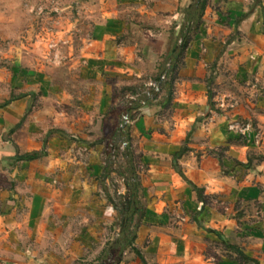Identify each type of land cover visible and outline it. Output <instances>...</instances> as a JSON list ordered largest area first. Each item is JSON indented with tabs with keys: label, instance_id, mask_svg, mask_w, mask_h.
Segmentation results:
<instances>
[{
	"label": "crops",
	"instance_id": "0c3cea01",
	"mask_svg": "<svg viewBox=\"0 0 264 264\" xmlns=\"http://www.w3.org/2000/svg\"><path fill=\"white\" fill-rule=\"evenodd\" d=\"M198 1L74 0L66 73L0 61V264H264V0Z\"/></svg>",
	"mask_w": 264,
	"mask_h": 264
},
{
	"label": "rangeland",
	"instance_id": "374dc122",
	"mask_svg": "<svg viewBox=\"0 0 264 264\" xmlns=\"http://www.w3.org/2000/svg\"><path fill=\"white\" fill-rule=\"evenodd\" d=\"M76 8L74 0H0V61L16 59L31 50L45 65L66 73L69 68L59 63L58 43L61 42L57 33H65L70 26L65 22L69 23L72 16L78 17ZM61 12H68V20L62 23ZM121 155L116 154L114 163L117 175H121L126 166L121 163Z\"/></svg>",
	"mask_w": 264,
	"mask_h": 264
},
{
	"label": "built area",
	"instance_id": "2783aa9c",
	"mask_svg": "<svg viewBox=\"0 0 264 264\" xmlns=\"http://www.w3.org/2000/svg\"><path fill=\"white\" fill-rule=\"evenodd\" d=\"M229 129L231 132L248 139L253 128L250 123L236 121L230 123Z\"/></svg>",
	"mask_w": 264,
	"mask_h": 264
},
{
	"label": "trees",
	"instance_id": "16d2710c",
	"mask_svg": "<svg viewBox=\"0 0 264 264\" xmlns=\"http://www.w3.org/2000/svg\"><path fill=\"white\" fill-rule=\"evenodd\" d=\"M205 2H206V0H199L197 3L199 5L198 11L200 12V17H201V14L203 13V11L205 9ZM195 19L198 20L199 17L198 18L194 17V19H193V17L191 18V20H195Z\"/></svg>",
	"mask_w": 264,
	"mask_h": 264
}]
</instances>
